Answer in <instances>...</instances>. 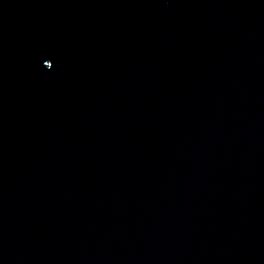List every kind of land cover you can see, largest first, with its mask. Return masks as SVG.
<instances>
[{
  "label": "water",
  "instance_id": "1",
  "mask_svg": "<svg viewBox=\"0 0 264 264\" xmlns=\"http://www.w3.org/2000/svg\"><path fill=\"white\" fill-rule=\"evenodd\" d=\"M0 264H264V0H0Z\"/></svg>",
  "mask_w": 264,
  "mask_h": 264
},
{
  "label": "snow or ice",
  "instance_id": "2",
  "mask_svg": "<svg viewBox=\"0 0 264 264\" xmlns=\"http://www.w3.org/2000/svg\"><path fill=\"white\" fill-rule=\"evenodd\" d=\"M45 67L51 68L52 64H46Z\"/></svg>",
  "mask_w": 264,
  "mask_h": 264
}]
</instances>
